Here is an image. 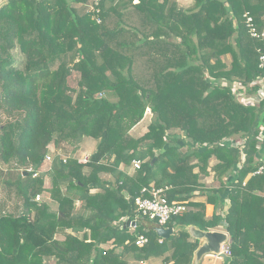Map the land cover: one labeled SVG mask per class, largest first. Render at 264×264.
Segmentation results:
<instances>
[{"label": "trees", "instance_id": "16d2710c", "mask_svg": "<svg viewBox=\"0 0 264 264\" xmlns=\"http://www.w3.org/2000/svg\"><path fill=\"white\" fill-rule=\"evenodd\" d=\"M193 1L0 7V110L12 120L0 124V161L32 169L0 172L23 203L0 210V264H191L198 242L186 233L123 228L139 221L134 199L150 185L187 208L166 227L222 229L230 264H264V174L253 175L264 161V41L243 18L264 31V0ZM147 110V132L131 136ZM87 140L96 148L86 163L58 154L39 172L51 146L66 154ZM222 200L226 214L208 218L206 206L222 210Z\"/></svg>", "mask_w": 264, "mask_h": 264}, {"label": "rangeland", "instance_id": "374dc122", "mask_svg": "<svg viewBox=\"0 0 264 264\" xmlns=\"http://www.w3.org/2000/svg\"><path fill=\"white\" fill-rule=\"evenodd\" d=\"M7 2V0H0V7L5 4ZM178 4L183 7V8H191L194 4L193 0H177ZM226 61H229V59H226ZM76 81H77V77L76 76H72L69 79V85L72 87L76 86ZM239 89V90H238ZM233 90L236 93H239L238 91H240V88H237L235 85L233 87ZM243 91V90H242ZM0 93H1V89H0ZM153 120V114L147 110L145 112V115L143 117V120L137 125L135 126L131 131L130 134L131 136L135 137V138H139L142 135H144L147 132V127L148 125L152 122ZM8 121H12L11 119L7 118L3 112V110H0V124H5ZM1 135V133H0ZM94 145H96V143L90 141L88 143L82 142L78 147L74 148L73 147H67L66 150V154L61 153L59 150H57L56 148H54L53 146L50 147L49 150V154L47 155L50 160H47L45 158L44 160V164L42 166V168L40 169L39 172H43V171H47L50 167L51 162L53 161L54 157L56 155L59 154V156L61 157V159L66 160L69 157L72 158H76L77 160H88L89 156L91 154H93L95 152V148ZM186 150V148H183V152ZM9 169H16L17 171H26V172H32V169L30 168V166H18L16 165L15 161H11L9 164H4L3 162L0 161V172H6ZM39 172L37 173V175L39 174ZM36 175L34 174L33 177H35ZM212 175H210L211 177ZM210 177H202L201 181L206 184V181L203 180H209ZM213 180L211 179V184L209 187H211V185H213ZM49 185V180L46 179L45 180V186ZM37 197V196H36ZM35 197V200H36ZM39 199L36 200L37 202H41L43 200L48 201V196L47 194L42 195H38ZM23 206L22 201L17 197L16 192L14 189H10L5 187L2 182H0V210H3L7 213H18L19 211H21ZM177 219H175L176 221ZM173 225V224H172ZM157 224L155 222H151L147 219H140L136 225L135 228H132L131 226L128 227L129 233L131 235H136L137 233L140 234H146L150 229L156 227ZM174 227V225H173ZM153 264H157L159 261H151ZM140 264H146V263H140Z\"/></svg>", "mask_w": 264, "mask_h": 264}, {"label": "built area", "instance_id": "2783aa9c", "mask_svg": "<svg viewBox=\"0 0 264 264\" xmlns=\"http://www.w3.org/2000/svg\"><path fill=\"white\" fill-rule=\"evenodd\" d=\"M245 19V24L247 26L248 32L252 38L260 39L264 41V31H257L253 24V20L247 14L243 15ZM259 68L264 69V52L260 53L259 58ZM237 88L242 89L239 84L235 85ZM263 96L262 93H259V98ZM258 98V100H259ZM254 102V101H253ZM240 144V143H239ZM238 144V145H239ZM47 160H50L48 156H46ZM65 162V160H63ZM79 163H86L87 160H78ZM134 169H138L140 166V162L134 161L132 163ZM264 174V161L257 167L256 171L253 175ZM168 190V187H160L156 188L153 185H150L147 188H142L140 191V196L134 199V205L137 210V215L139 219H147L151 222H155L158 226L166 228L167 224L172 221L173 218L179 216L180 214L187 211V208L178 203H170L165 197V192ZM39 197H36L38 200ZM148 242V239L144 235H138L135 240V245L138 247L143 246ZM230 241L225 244L221 252L227 257L231 256L229 249ZM219 258V256H215ZM220 259V258H219Z\"/></svg>", "mask_w": 264, "mask_h": 264}, {"label": "water", "instance_id": "95a60500", "mask_svg": "<svg viewBox=\"0 0 264 264\" xmlns=\"http://www.w3.org/2000/svg\"><path fill=\"white\" fill-rule=\"evenodd\" d=\"M135 227V222L126 221L125 227ZM152 230L158 238L168 239L171 235L176 232H183L189 235V237L198 242L196 250L193 252V258L191 264H200L204 257L212 255L219 256L223 261V264H230L231 258L222 254V247L230 241L229 235L225 231L219 230H207L203 231L195 226H181L175 225L172 228H164L156 226Z\"/></svg>", "mask_w": 264, "mask_h": 264}, {"label": "crops", "instance_id": "0c3cea01", "mask_svg": "<svg viewBox=\"0 0 264 264\" xmlns=\"http://www.w3.org/2000/svg\"><path fill=\"white\" fill-rule=\"evenodd\" d=\"M259 98V97H258ZM258 98H252L251 100L252 101H256V100H258ZM88 142H90V141H85V143H88ZM94 147H96V145H94ZM207 178V177H206ZM211 177H210V179L209 180H203V181H206V184H204L203 182V184L206 186V187H209L210 186V182H211ZM213 183V182H212ZM195 201H204V197H196L195 198ZM223 201V200H222ZM228 207H229V204L227 203V201H223V207H222V210H219V209H215L212 205H207L206 206V216L208 217V218H210L211 216H212V214L214 213V211H215V214H219L220 216H224L225 214H226V211H227V209H228ZM140 220V219H139ZM136 225V224H135ZM174 225V224H173ZM166 228H169V227H166ZM172 228V227H171ZM209 230H219V231H223L222 229H209ZM57 239H59V240H62L63 239V237L62 236H58L57 237ZM158 261L159 259H156V258H154V259H151L150 260V262L151 261ZM46 261V264H55L54 263V260L53 259H46L45 260ZM143 263V262H142ZM144 263H146V262H144ZM200 264H223V261L221 260V259H219V258H216L215 256H212V255H209V256H206V257H204L203 258V260H202V262L200 263Z\"/></svg>", "mask_w": 264, "mask_h": 264}]
</instances>
